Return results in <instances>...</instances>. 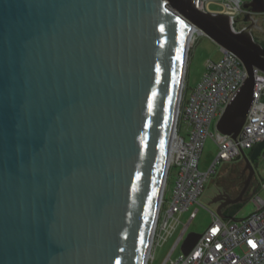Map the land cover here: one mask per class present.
I'll return each mask as SVG.
<instances>
[{
  "label": "water",
  "instance_id": "obj_1",
  "mask_svg": "<svg viewBox=\"0 0 264 264\" xmlns=\"http://www.w3.org/2000/svg\"><path fill=\"white\" fill-rule=\"evenodd\" d=\"M204 1L0 0V264L146 263L194 32L248 72L224 135L239 136L264 73L254 24L237 31ZM242 8L264 14V0ZM263 151L241 152L251 174Z\"/></svg>",
  "mask_w": 264,
  "mask_h": 264
},
{
  "label": "built area",
  "instance_id": "obj_2",
  "mask_svg": "<svg viewBox=\"0 0 264 264\" xmlns=\"http://www.w3.org/2000/svg\"><path fill=\"white\" fill-rule=\"evenodd\" d=\"M240 4V0H235L234 7L227 4L228 10L224 13L233 21L239 13ZM221 52L222 57L218 61L206 64V71L190 96L185 99L182 95L180 100L175 149L167 173L168 180L172 170L176 169L175 187L166 209L164 188L153 231L150 258L153 248L172 235L178 222L176 216L199 204L205 183L216 167L220 163L232 161L242 151L251 150L264 141V73L258 69H255L254 102L237 139L224 135L218 129L216 136L209 133L212 123L215 120L218 122L248 78V72L239 57L225 48H221ZM183 122L189 130L188 140L179 133ZM209 136H214L218 154L210 169L201 171L200 159ZM253 201L255 211L237 221H225L212 211V223L193 250L187 256L181 254L172 261L170 255L184 240L197 210L191 213L188 225L180 233L168 257L170 264H264V199L255 195Z\"/></svg>",
  "mask_w": 264,
  "mask_h": 264
},
{
  "label": "rangeland",
  "instance_id": "obj_3",
  "mask_svg": "<svg viewBox=\"0 0 264 264\" xmlns=\"http://www.w3.org/2000/svg\"><path fill=\"white\" fill-rule=\"evenodd\" d=\"M240 9L238 14L234 17L233 26L237 31H240L244 28V25L241 24L244 20L242 15V4L248 0H240ZM232 4L235 6V0H205L203 2V9L209 11L225 12L228 10V5ZM240 20V25L236 24V21ZM255 28L251 30L252 35L260 42H264V16L262 18H257V21L254 24ZM188 58L186 61V73L184 75V86L182 88L181 95L184 98H188L192 93L193 89L196 87L200 79L202 78L204 72L206 71V64L209 61H218L222 57L221 48L214 41L208 38L205 35L197 34L194 32L193 39L189 46ZM217 120L212 123L209 133L216 136L218 133ZM188 127L183 122L180 125L179 133L185 140H188ZM208 137L205 146L201 155L199 168L201 171H208L212 166L216 156L218 154V146L215 142V138ZM235 162H223L220 163L213 174L207 179L205 183V191L201 197L199 204L193 205L189 208L188 211H185L176 216L178 222L176 223L175 229L172 235H168L165 240H162L156 247L152 250V257H149L148 264H170V260H177L181 252V244L172 252L176 241L183 231L186 225L190 221L191 213L197 210L194 220L189 224L188 233L195 232L198 234H203L212 223L211 212L216 210L217 205L214 203L215 200L214 194L220 190L221 182H230L234 176ZM258 173L257 178L259 180V190L256 194L250 193L243 197V200L236 205L230 206L228 214L225 216L228 217L225 221L229 219H244L248 217L255 211V203L253 201V196H258L264 199V151L258 160ZM175 176L176 169L174 168L171 172L170 177L167 180L165 187V202L164 208L166 209L172 200L174 187H175ZM170 255V260L168 257Z\"/></svg>",
  "mask_w": 264,
  "mask_h": 264
},
{
  "label": "flooded vegetation",
  "instance_id": "obj_4",
  "mask_svg": "<svg viewBox=\"0 0 264 264\" xmlns=\"http://www.w3.org/2000/svg\"><path fill=\"white\" fill-rule=\"evenodd\" d=\"M249 2H251V0H248L244 3H249ZM257 7H259V6H257ZM241 11H242V15L244 16V20L246 19L247 22H245L243 20V22L241 23L240 20H237L236 24L237 25H240V23L243 24L244 25L243 29H247V27H249L250 25L255 24V22H253V19L257 20V18L259 19V18H262V16H264V14H252V13H250L251 8L246 9V10L242 9ZM261 43L264 44V42H261ZM253 149L246 150L245 154L247 156H251ZM260 156L252 164V167L254 170V172L252 174L250 172V169L247 168V163L245 161V158L242 156V154H240V156H238L232 160L233 162H235V169H234V171H235L234 176L235 177L230 182H221L220 183V190H218L214 194V198H213V200L218 202L217 206L223 202L226 195L230 196L232 199L237 198L239 196V194L241 193V191L244 189L245 183L248 180H249V184H248V187H247L243 197H245L246 195H248L250 193L256 194V192L259 189V180L257 178V173H258L257 166H258V160H259ZM232 161H230V162H232ZM230 209L231 208L228 207L224 211V215L228 214Z\"/></svg>",
  "mask_w": 264,
  "mask_h": 264
},
{
  "label": "bare ground",
  "instance_id": "obj_5",
  "mask_svg": "<svg viewBox=\"0 0 264 264\" xmlns=\"http://www.w3.org/2000/svg\"><path fill=\"white\" fill-rule=\"evenodd\" d=\"M192 39H193V36H192L191 40ZM191 40L189 42L188 48H189V46L191 44ZM181 98H182V95H181ZM174 149H175V136L173 135L172 142H171V146H170V149H169L170 155H172V152H173ZM150 252H151V246L149 247V250H147V252H146V255H145V261H146V263L145 264H148V260H149V257H150Z\"/></svg>",
  "mask_w": 264,
  "mask_h": 264
},
{
  "label": "trees",
  "instance_id": "obj_6",
  "mask_svg": "<svg viewBox=\"0 0 264 264\" xmlns=\"http://www.w3.org/2000/svg\"><path fill=\"white\" fill-rule=\"evenodd\" d=\"M255 40H256V42H258L259 44H261L264 47V44L263 43L259 42L256 38H255Z\"/></svg>",
  "mask_w": 264,
  "mask_h": 264
},
{
  "label": "clouds",
  "instance_id": "obj_7",
  "mask_svg": "<svg viewBox=\"0 0 264 264\" xmlns=\"http://www.w3.org/2000/svg\"><path fill=\"white\" fill-rule=\"evenodd\" d=\"M188 233V232H187Z\"/></svg>",
  "mask_w": 264,
  "mask_h": 264
}]
</instances>
